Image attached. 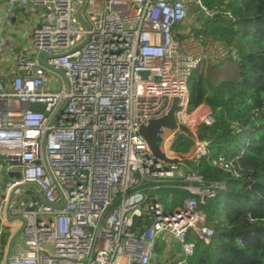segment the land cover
I'll return each instance as SVG.
<instances>
[{"label": "built area", "instance_id": "2783aa9c", "mask_svg": "<svg viewBox=\"0 0 264 264\" xmlns=\"http://www.w3.org/2000/svg\"><path fill=\"white\" fill-rule=\"evenodd\" d=\"M190 7L195 20L235 22L201 0H0V65L5 21L42 11L29 54L0 72V175L21 176L0 183V247L21 227L5 264H153L158 243L171 252L158 264H188L195 239L210 242L199 206L225 185L192 171L209 145L200 128L215 115L191 100L189 80L230 51L191 25ZM174 99L176 128H162L159 148L177 162L165 163L139 130ZM211 165L236 175L223 156ZM163 187L188 196L167 210L152 194Z\"/></svg>", "mask_w": 264, "mask_h": 264}, {"label": "trees", "instance_id": "16d2710c", "mask_svg": "<svg viewBox=\"0 0 264 264\" xmlns=\"http://www.w3.org/2000/svg\"><path fill=\"white\" fill-rule=\"evenodd\" d=\"M201 3L210 9L222 7L235 21L229 24L219 15L204 18L201 27L204 36L230 51L225 62L234 66L236 78L212 82L197 70L189 80L191 100L205 102L215 115L212 126L200 128L209 145L192 171L204 184L223 183L225 189L199 206L213 236L208 244L195 240L188 264H264V0ZM219 156L233 161L236 175L211 165ZM152 194L167 210L188 196L168 187Z\"/></svg>", "mask_w": 264, "mask_h": 264}, {"label": "crops", "instance_id": "0c3cea01", "mask_svg": "<svg viewBox=\"0 0 264 264\" xmlns=\"http://www.w3.org/2000/svg\"><path fill=\"white\" fill-rule=\"evenodd\" d=\"M16 14L17 16L15 18H10L6 20L3 25V34H2L3 42H4L3 55L5 56L3 60H1L0 72L10 73L15 57L19 54L21 55L29 54L30 49H28L29 48L28 45H29V41L31 40L33 30L37 28L41 22L42 11L39 9L23 8V9L18 10ZM190 14L196 15V13L194 12L193 13L190 12ZM201 17L202 16L198 17L197 20L199 19L200 21ZM203 20L204 18H202V21ZM3 194L4 192L0 185V198H3L4 196ZM31 194H32L31 187H28L27 189H25L24 195H31ZM6 218L9 224L14 223L15 221L16 223H18L17 220L9 216L7 217V215H6ZM17 229H19V227ZM16 232H14L13 234L9 236L8 229L6 230L7 235H5L4 237L6 238V244L2 245V242H1V247H0V264H5L6 255H8L7 254L8 251H6V249H9L13 245L19 243L20 237L18 236L12 242L11 246L10 247L8 246L10 239L16 234ZM171 246H173L172 247L173 249L175 248L174 243ZM160 247H161V250L157 252V248H160ZM154 254H155V258L153 260V264H158L161 260L167 258L168 256H171L170 250L166 247L164 243H158V246H156V250Z\"/></svg>", "mask_w": 264, "mask_h": 264}, {"label": "water", "instance_id": "95a60500", "mask_svg": "<svg viewBox=\"0 0 264 264\" xmlns=\"http://www.w3.org/2000/svg\"><path fill=\"white\" fill-rule=\"evenodd\" d=\"M82 7H80L79 11H81ZM190 12H194L193 7H190ZM78 20L81 22V24L85 27H87V24L85 23V21L82 19L81 15L78 14L77 15ZM175 37L177 39H181L183 38V35L181 34H176ZM45 62L44 60H41V65H44ZM64 104L61 107V110L63 109ZM178 109L177 107V101L174 99L172 106L168 112V114L160 119L157 120H153L148 122V124L146 126H142L139 130V135L142 136L145 141L147 142L150 151L152 153V155L159 160L164 161L165 163H176V160H168L166 159V157L164 156V154L160 151L159 148V143H160V134H161V130L162 128H166V129H175L176 128V123H175V119H174V113L175 111ZM60 110V112H61ZM30 186H24L22 187L23 189L28 188ZM39 194V190L32 186ZM6 215L8 217V211L6 209ZM11 220V219H9ZM16 220L22 224V220L20 218H16ZM21 233V227L18 229V231L16 232V234L10 239L9 241V247L11 246L12 242L20 235Z\"/></svg>", "mask_w": 264, "mask_h": 264}, {"label": "rangeland", "instance_id": "374dc122", "mask_svg": "<svg viewBox=\"0 0 264 264\" xmlns=\"http://www.w3.org/2000/svg\"><path fill=\"white\" fill-rule=\"evenodd\" d=\"M196 15L195 14H188V19L192 26L199 28L201 25L202 18L198 20H195ZM199 71L205 75V77H209L212 82L217 81L218 79H231L234 80L236 78L235 68L230 62H223L221 64L219 63H209L204 66H202ZM20 173L18 172H12L8 175H0V183H2L7 178L11 179H20ZM2 198H0L1 202ZM18 228V227H17ZM18 229H16L17 231ZM15 231V232H16Z\"/></svg>", "mask_w": 264, "mask_h": 264}]
</instances>
